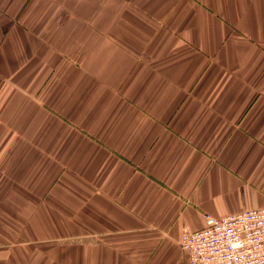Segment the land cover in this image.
I'll return each instance as SVG.
<instances>
[{"label": "crops", "instance_id": "obj_1", "mask_svg": "<svg viewBox=\"0 0 264 264\" xmlns=\"http://www.w3.org/2000/svg\"><path fill=\"white\" fill-rule=\"evenodd\" d=\"M264 208V0H0V264H187Z\"/></svg>", "mask_w": 264, "mask_h": 264}, {"label": "built area", "instance_id": "obj_2", "mask_svg": "<svg viewBox=\"0 0 264 264\" xmlns=\"http://www.w3.org/2000/svg\"><path fill=\"white\" fill-rule=\"evenodd\" d=\"M207 219L205 229L180 240L187 264H264V208Z\"/></svg>", "mask_w": 264, "mask_h": 264}]
</instances>
